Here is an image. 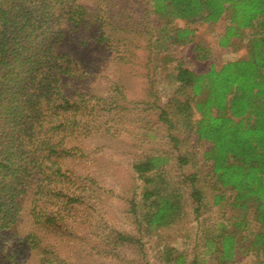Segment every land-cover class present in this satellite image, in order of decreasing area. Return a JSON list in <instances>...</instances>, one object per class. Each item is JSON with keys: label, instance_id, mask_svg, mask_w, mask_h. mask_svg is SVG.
<instances>
[{"label": "trees", "instance_id": "trees-1", "mask_svg": "<svg viewBox=\"0 0 264 264\" xmlns=\"http://www.w3.org/2000/svg\"><path fill=\"white\" fill-rule=\"evenodd\" d=\"M91 6L80 0H0V232L17 221L21 201L29 195L35 227L26 241L38 250L40 264L57 263L47 257L39 232L62 228L65 212L85 198V188L62 164V158L78 150L67 139L88 130V93L80 87L88 86L92 68L100 70V59L88 60L84 54L121 48L133 54L145 46L148 54L175 52L162 58L175 62L171 105L177 119L158 107L170 128L183 126L211 144L204 154L212 162L207 178L215 190L213 204L227 200L230 191L229 205L241 210L233 229L220 222L218 233L207 235V252L218 262H235V231L250 229L249 247L264 264V0H97ZM223 19L227 24L219 44L228 47L250 29L248 54L198 71L179 51L182 44L194 42L196 30L176 22ZM195 50L199 59L213 57L199 43ZM152 58L146 60L152 72H147V89L156 96ZM171 137L178 145L179 137ZM163 159L147 155L133 166L145 182L141 202L132 201V212L144 220L138 222L145 225H139L141 230L170 226L185 213L181 189H170L161 173ZM179 161L184 165L189 157L180 154ZM197 177L190 173L186 178L199 212L206 196L196 186ZM42 200L49 208L41 207ZM134 240L131 234L117 233V244ZM166 261L186 263L171 249Z\"/></svg>", "mask_w": 264, "mask_h": 264}, {"label": "rangeland", "instance_id": "rangeland-1", "mask_svg": "<svg viewBox=\"0 0 264 264\" xmlns=\"http://www.w3.org/2000/svg\"><path fill=\"white\" fill-rule=\"evenodd\" d=\"M96 1L80 0L92 3V8L96 7ZM125 20L135 27L128 18ZM176 24L196 30L194 42L182 44L179 51L198 71L248 54L250 29L234 38L230 46L223 47L219 41L227 24L225 19L217 23L177 20ZM197 43L210 49L213 57L199 59ZM145 48H135L133 54L126 48L113 52L102 49L100 53L93 49L84 54L88 60L100 59V70L89 65L93 70L87 76L88 86L80 87L88 93L89 107L85 111L88 130L67 139V145L78 150L62 158V164L73 172L77 184L85 188V198L71 213L65 212L62 228L55 232L46 227L39 232L47 257L57 259L56 264H167L166 251L171 249L174 255L184 256L185 264H259L256 251L249 247L250 229L235 231L239 239L235 262H218L213 253L207 252V235L212 231L218 233L220 222L233 229L241 210L229 205L233 196L230 191L227 200L213 204L215 190L207 178L212 162L204 154L211 144L185 132L183 126L173 130L161 114L163 107L169 112L166 116L177 119L171 105L177 85L170 75L175 62L162 58L174 56L175 52L148 54ZM149 55L153 56L150 65L157 68L156 96L147 89V72L152 74L146 65ZM171 134L179 137L178 145ZM152 154L164 156L161 173L170 189H181L185 213L170 226L148 231L139 229V225L145 226L139 220H144L132 212L133 199L139 204L145 189L144 178L133 166ZM180 154L189 157L184 165L180 164ZM190 173L198 174L196 186L206 196L199 212L195 211L196 203L190 196L191 186L186 178ZM43 201L41 207L49 208L50 204ZM32 206L29 195L24 196L17 221L0 232V264H40L38 250L26 241L28 232L35 227ZM118 232L131 234L135 240L117 244Z\"/></svg>", "mask_w": 264, "mask_h": 264}]
</instances>
